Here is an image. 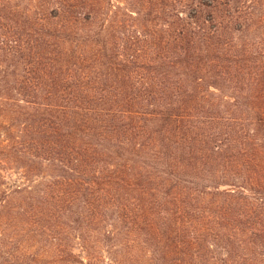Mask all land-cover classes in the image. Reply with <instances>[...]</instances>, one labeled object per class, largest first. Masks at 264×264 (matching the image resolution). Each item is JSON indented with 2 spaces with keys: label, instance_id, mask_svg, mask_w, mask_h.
Returning <instances> with one entry per match:
<instances>
[{
  "label": "rangeland",
  "instance_id": "374dc122",
  "mask_svg": "<svg viewBox=\"0 0 264 264\" xmlns=\"http://www.w3.org/2000/svg\"><path fill=\"white\" fill-rule=\"evenodd\" d=\"M4 1L20 6L0 2V264H264L248 229L264 225V0H105L100 36L29 16L53 0ZM45 38L109 56L79 116L95 134L59 138L29 172L9 98L35 100L24 66Z\"/></svg>",
  "mask_w": 264,
  "mask_h": 264
},
{
  "label": "trees",
  "instance_id": "16d2710c",
  "mask_svg": "<svg viewBox=\"0 0 264 264\" xmlns=\"http://www.w3.org/2000/svg\"><path fill=\"white\" fill-rule=\"evenodd\" d=\"M104 1L53 0V7L50 9H47L45 4H43L44 8L42 9L36 7L40 11H31L33 6H29L27 9H29V16L42 26L45 24L41 23V20L51 21L53 17H59L61 21H84L87 24L90 23L92 32L88 35L100 36L107 29L106 24H98L105 12ZM0 2H3L4 8L8 4L13 14L18 11L17 6H20V4L11 6L8 1L4 0H0ZM176 2L180 5H186L183 0H176ZM43 5L40 4L41 7ZM97 25L101 26H99L100 31L94 30ZM47 35L49 34L45 33V36ZM50 41V39L45 38L39 44L34 43V45H31L30 56L33 59V64L30 67L27 64L24 66L26 74L22 80L21 90L28 91V95L32 92L35 100L27 99V103H25L26 99L24 98L12 96L9 98V116L13 123V128L18 129V133L13 136L14 159L18 160L16 155L18 149L24 151V157L28 160L29 169L27 170L29 172L34 167H44V161L40 159V149L44 151L50 150L54 143H59V138L83 137L88 134H90L91 138L95 134L97 125L90 120H80L79 116L91 113V110L87 108L84 102L87 99H92L95 96V91H98L93 86L94 79H91L92 69L95 64H105L106 62L102 60V57L109 56L103 50L97 51L94 55L86 54L85 51L78 49L75 50L76 48H74L73 52H68L67 50L70 47L64 45L65 42H62L63 50L53 48V44L51 49L52 42ZM36 47H44L46 51L41 54L44 48L39 53L38 50L35 51ZM116 68L119 67L116 66ZM2 70L3 68H0V82L2 81L1 76H3ZM11 73L15 78L17 77L15 71L12 70ZM11 73H8V76ZM2 86L4 85L0 84V87ZM1 91L0 88V98L3 96ZM14 91L12 90L11 92L14 93ZM100 96H96L100 97L97 98L98 101H107L108 96L106 94L101 92ZM84 110L85 113H83ZM102 114L100 111L99 115ZM78 124L84 125L85 128L77 129ZM99 131H97L98 134L100 133ZM79 132L81 133L80 135ZM92 148H89V151ZM78 152L82 153L80 150ZM51 171L49 170L45 174L51 176V178L55 177V174ZM70 179L74 182L81 180L75 174ZM85 181L88 184L91 182L88 178H85ZM118 184L126 185L122 182H118ZM23 189L22 183L16 184L11 193L14 195L23 192ZM250 228H252L254 234L264 236V225L248 226V229ZM76 261L78 263L92 264L90 262L86 263L84 257L78 258Z\"/></svg>",
  "mask_w": 264,
  "mask_h": 264
}]
</instances>
